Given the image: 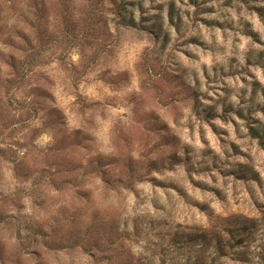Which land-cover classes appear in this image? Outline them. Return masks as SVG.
Segmentation results:
<instances>
[{
	"label": "rangeland",
	"instance_id": "1",
	"mask_svg": "<svg viewBox=\"0 0 264 264\" xmlns=\"http://www.w3.org/2000/svg\"><path fill=\"white\" fill-rule=\"evenodd\" d=\"M211 261L264 264V0H0V264Z\"/></svg>",
	"mask_w": 264,
	"mask_h": 264
},
{
	"label": "trees",
	"instance_id": "2",
	"mask_svg": "<svg viewBox=\"0 0 264 264\" xmlns=\"http://www.w3.org/2000/svg\"><path fill=\"white\" fill-rule=\"evenodd\" d=\"M215 249H216V252H217L219 255H223V254H220V253H222V249H223V247H222V245H221V242H216ZM212 262H213V261H211V263H212ZM212 264H214V263H212Z\"/></svg>",
	"mask_w": 264,
	"mask_h": 264
}]
</instances>
